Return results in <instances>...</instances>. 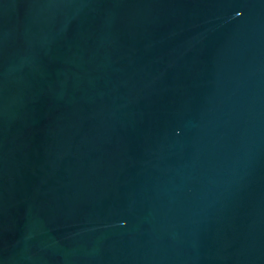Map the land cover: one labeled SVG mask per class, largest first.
I'll use <instances>...</instances> for the list:
<instances>
[{
  "label": "water",
  "instance_id": "95a60500",
  "mask_svg": "<svg viewBox=\"0 0 264 264\" xmlns=\"http://www.w3.org/2000/svg\"><path fill=\"white\" fill-rule=\"evenodd\" d=\"M0 264H264V0H0Z\"/></svg>",
  "mask_w": 264,
  "mask_h": 264
}]
</instances>
